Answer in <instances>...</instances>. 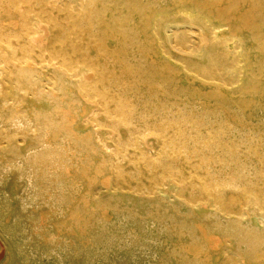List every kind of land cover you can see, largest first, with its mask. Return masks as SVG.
<instances>
[{
	"label": "rangeland",
	"instance_id": "374dc122",
	"mask_svg": "<svg viewBox=\"0 0 264 264\" xmlns=\"http://www.w3.org/2000/svg\"><path fill=\"white\" fill-rule=\"evenodd\" d=\"M142 1L0 0V121L3 123L0 122V198L4 197V199H0V211H2L0 212L2 214L0 215V264H99V262L100 264H222L225 260L229 262L226 261L227 263L223 262V264L264 263V49H262L264 48L262 45L264 44V26L262 27L264 25V0ZM213 1H218L219 6L218 2L214 4ZM205 2H209V6ZM9 3L11 4L9 5ZM81 5H86V8L83 6L85 11L80 9L82 8ZM44 8L46 9L43 10ZM141 8L144 10H141ZM88 9H90V13ZM133 9L136 11H133ZM146 9L149 10L146 11ZM45 12L47 15L50 13V16H47ZM128 13L131 15L130 17L127 15ZM152 13L154 14L152 15L153 17L151 16ZM81 15L86 16V18ZM145 16L147 17L145 18ZM155 17L158 18L156 19ZM147 18H149V22L146 21ZM26 19L30 20L27 21ZM51 20L55 21V23L51 22ZM79 20L83 21V23ZM84 21L87 24L91 22V25L84 24ZM104 22H106L105 25ZM146 22H148L149 27ZM46 23L50 24L49 28ZM74 24L76 27L71 26H74ZM56 27H59V29ZM67 27L69 28L68 31ZM82 27L84 29H81ZM228 27L230 31L227 30ZM87 29L88 31H86ZM113 30L116 31L117 35ZM69 31L72 32L70 33ZM80 34L83 35L81 36ZM234 35H236V38ZM65 36H67V39L69 38V41L64 38ZM233 36L235 39H233ZM91 37L93 39L95 37L94 41ZM104 37L107 38L105 41H103ZM115 37L118 39H115ZM82 39L84 40L80 41ZM262 39L263 43L261 42ZM50 40L53 41V44ZM116 40L119 42L117 43ZM153 40L158 41L155 42ZM95 41L97 43L96 46L94 45ZM48 42L49 45H47ZM90 44L92 46H89ZM144 47L145 50L143 51ZM26 50L30 56L29 54L26 56ZM72 50H75V52ZM22 52L23 54L25 53L24 56ZM81 52L83 53L81 54ZM21 57L23 60L20 59ZM27 57L30 58V61ZM63 58L66 62L63 61ZM84 60L86 61L85 64L83 63ZM105 62L107 65H105ZM58 63H61L60 66ZM25 65L29 66L26 67ZM65 67L66 70L64 69ZM68 67L70 68L68 69ZM102 69L103 71L107 69L108 72L107 70L103 72ZM123 69L126 70L123 71ZM159 69H161V72ZM99 71L102 73L100 74ZM97 72L98 75H96ZM110 73H114V77ZM159 73L161 74L159 75ZM104 74L103 78L102 75ZM116 75L117 78L115 77ZM161 75L164 79L160 77ZM119 76L121 77L119 78ZM99 77H102L101 80ZM108 77H111L112 80ZM100 81L101 83L99 84ZM15 82L17 83L15 84ZM94 82L96 83L94 84ZM256 83L259 84L257 85ZM254 87L256 88L254 89ZM95 88L101 93V96ZM248 89L252 91L250 92ZM104 92L105 94L103 95ZM245 92L246 94H244ZM96 100H99L98 103ZM243 101L246 107L243 105ZM68 114L70 116H66ZM165 120L167 121L165 122ZM170 120L173 122L172 124ZM178 120L179 122H177ZM180 120L182 121L180 122ZM162 122L164 123L162 124ZM28 123H32L31 126ZM169 123L171 127L168 125ZM13 125L16 128H13ZM162 125H164V128ZM70 128L73 134L69 131ZM59 129L61 130L59 131ZM161 130L163 131L162 134ZM51 131L54 134H51ZM74 134L76 135L74 136ZM52 137L53 139L55 138V142L52 141ZM85 138H89V141L88 139L86 141ZM62 141L64 142L62 143ZM44 144H46L47 148ZM91 144L95 148L93 147L92 149ZM52 147H55L54 150ZM91 149L92 152L98 150L97 153L94 152L95 156ZM50 150H53L51 151L52 157L49 156ZM40 153L42 157L48 153L46 158L43 157L45 160L39 156ZM97 154L101 157H98ZM34 156L38 159L35 160ZM27 159H30L28 161L31 162H27ZM102 159L105 160V163ZM33 160L37 161V164ZM26 162L27 164L25 165ZM62 163H65L66 166ZM46 164L49 166H46ZM2 166L10 168L2 169ZM17 168L19 169L18 172ZM34 168L36 171L33 170ZM99 168L100 170H98ZM4 170L8 171H6L7 174L4 173ZM27 172L33 173L38 182L32 176L35 181L32 179L31 184L26 183ZM61 172L62 174H60ZM102 172L104 175H102ZM94 174L96 175L94 176ZM77 175L80 176L78 177ZM92 176L96 177V179ZM41 178L42 180H40ZM89 179L90 181H88ZM217 181L222 183L219 184ZM36 182L37 184H35ZM60 182L65 184H58ZM88 182L91 183L90 186ZM72 184H76V187ZM36 186L37 188L35 189L34 187ZM42 187H46V189H42ZM89 187H91V190ZM70 188L73 190L71 191L72 193ZM33 189L35 192H33ZM213 189L217 191H213ZM28 191L32 192V194L34 193L33 197ZM4 192L6 194L3 196ZM58 195L59 197H57ZM71 195L73 196L71 197ZM177 195L181 197L179 198ZM35 197H37L36 200L34 199ZM192 199H195L194 204ZM197 200H201V202ZM79 201L82 202L80 203ZM34 202L35 204H33ZM68 203L71 204L69 205ZM215 203L217 204L215 205ZM43 205L47 206L43 207ZM8 206L10 210L7 209ZM83 207L87 209L84 211ZM78 208H81V211ZM92 208L95 209L91 211ZM224 209H228V211L226 210L225 212ZM19 210H21V214ZM45 210L46 212H43ZM233 213L236 215L234 216ZM36 214L38 219L37 216L35 217ZM75 214L81 216L82 221L80 220V223L82 224H79L81 229L76 225H71L72 216ZM239 214L241 217H237ZM28 217L30 218L28 219ZM39 217L41 218L39 219ZM21 218H24L25 222ZM32 218L35 220L31 222L30 219ZM233 219L234 221H232ZM20 220H22V223ZM93 220L94 224H92ZM33 222L36 224L35 227L32 224ZM59 224L60 227L58 226ZM16 226L20 228L18 229ZM68 227L70 228L68 229ZM72 227L74 228L72 229ZM104 227H107V229ZM31 228H34V230ZM7 229L9 230L7 231ZM26 230L27 232H25ZM31 232L33 233L31 234ZM72 233L76 236H73ZM182 233L183 235H180ZM203 233H207L210 237L208 238ZM22 234L25 235V238H23ZM17 235H20L22 239L20 240V236ZM54 236H56V240L58 239L57 241ZM68 236L73 237L69 239ZM11 237L12 240L10 239ZM28 237L30 238L28 239ZM47 237L49 238L47 239ZM94 239L95 242L93 241ZM50 240H52L51 243ZM69 240L72 242L76 241L72 243ZM58 241L63 245L61 244L59 247ZM93 242L96 247L93 246ZM99 242L101 243L99 244ZM75 243L79 247L78 251L81 252L80 254L76 250L77 246ZM86 245L88 246L86 247ZM61 246H63V249H61ZM64 246H67L66 250ZM183 246H186V249ZM192 246L193 248H191ZM19 248H22V251ZM42 248H44L46 253ZM197 248L200 249V253H197L199 252ZM52 250H55L53 253L56 254V257H54ZM115 250L118 251L116 252ZM185 250H188L186 251L187 253ZM206 251L208 252L207 255H205ZM24 252L30 256L28 255L27 258ZM40 252L41 254H39ZM44 253L46 256H51L47 258ZM82 253L83 255L81 256ZM199 254L200 256L197 257ZM255 254L259 255L255 256ZM76 255L79 256L77 257ZM208 256L210 259L206 258ZM228 256L231 258H228ZM87 257L90 260H87ZM96 257L97 260L101 259L102 261H97ZM254 257L257 258L254 259ZM104 258L106 259L103 261ZM203 258L204 260H202Z\"/></svg>",
	"mask_w": 264,
	"mask_h": 264
},
{
	"label": "bare ground",
	"instance_id": "6f19581e",
	"mask_svg": "<svg viewBox=\"0 0 264 264\" xmlns=\"http://www.w3.org/2000/svg\"><path fill=\"white\" fill-rule=\"evenodd\" d=\"M1 1H2V0H1ZM9 1H10V0H9ZM11 1H12V0H11ZM15 1H16V0H15ZM81 1H82V0H81ZM88 1L90 2V0H88ZM92 1H93V0H92ZM115 1H116V0H115ZM134 1H135V0H134ZM143 1H144V0H143ZM143 1H142V2H143ZM177 1H178V0H177ZM191 1H192V0H191ZM200 1H201V0H200ZM18 2H19V1H18ZM46 2H47V1H46ZM84 2H85V1H84ZM182 2H183V1H182ZM186 2H187V1H186ZM186 2H185V3H186ZM213 2H214V4H215V3H217L218 1H217V2L213 1ZM213 2H212V3H213ZM221 2H222V1H221ZM257 2H258V1H257ZM79 3H80V2H79ZM85 3H86V2H85ZM121 3H122V2H121ZM179 3H181V2H179ZM205 3H206V2H205ZM208 3H209V2H208ZM208 3H206V4H208ZM212 3L210 4V7H211ZM3 4H4V3H3ZM10 4H11V3H9V5H10ZM18 4H19V3H18ZM44 4H45V3H44ZM107 4H108V3H107ZM5 5H6V4H5ZM86 5H87V4H86ZM86 5H83V6L85 7ZM88 5H89V3H88ZM90 5H91V3H90ZM98 5H99V4H98ZM133 5H134V4H133ZM139 5H140V4H139ZM141 5H142V4H141ZM143 5H144V4H143ZM148 5H149V4H148ZM150 5H151V4H150ZM201 5H202V4H201ZM255 5H256V3H255ZM257 5H258V4H257ZM13 6H15V5H13ZM13 6H12V8H13ZM43 6H44V5H43ZM81 6H82V5H81ZM83 6H82V8H80V9H82V10L85 11V9H83ZM136 6H137V5H136ZM146 6H147V5H146ZM146 6H145V7H146ZM198 6H199V5H198ZM202 6H203V5H202ZM208 6H209V4H208ZM216 6H217V5H216ZM218 6H219V2H218ZM258 6H261V5H258ZM47 7H48V6H47ZM87 7H89V6H87ZM140 7H142V6H140ZM250 7H251V6H250ZM9 8H10V7H9ZM14 8H15V7H14ZM16 8H17V3H16ZM85 8H86V7H85ZM135 8L137 9V7H135ZM143 8H144V6H143ZM150 8H151V7H150ZM45 9H46V8H44L43 10H45ZM95 9H96V8H95ZM129 9H130V8H129ZM138 9H140V8H138ZM217 9H218V8H217ZM59 10H60V9H59ZM82 10H81V12H83ZM88 10H89V13H90V12H91L90 9H88ZM92 10H93V9H92ZM100 10H102V9H100ZM134 10H135V9H133V11H134ZM141 10H144V9L141 8ZM141 10H139V11H141ZM148 10H149V9H148ZM148 10L146 9V11H148ZM215 10H216V9H215ZM215 10H214V11H215ZM38 11H40V10H38ZM75 11H76V10H75ZM86 11H87V9H86ZM135 11H136V10H135ZM210 11H211V10H210ZM217 11H218V10H217ZM226 11H227V10H226ZM47 12H48V11H47ZM79 12H80V11H79ZM130 12H132V11H130ZM201 12H202V11H201ZM220 12H221V11H220ZM250 12H251V11H250ZM250 12H249V13H250ZM38 13H39V12H38ZM38 13H37V14H38ZM76 13H77V12H76ZM85 13H86V12H85ZM136 13H137V12H136ZM145 13H146V12H145ZM189 13H190V12H189ZM221 13H222V12H221ZM221 13H220V14H221ZM262 13H263V12H262ZM37 14H36V15H37ZM39 14H40V13H39ZM42 14H43V13H42ZM45 14L47 15L46 12H45ZM77 14H78V13H77ZM79 14H81V13H79ZM86 14H87V13H86ZM130 14H131V13H130ZM133 14H134V13H133ZM137 14H139V13H137ZM143 14H144V12H143ZM176 14H177V13H176ZM211 14H212V13H211ZM211 14H210V15H211ZM43 15H44V14H43ZM48 15L50 16V13H49ZM48 15H47V16H48ZM51 15H52V14H51ZM90 15H91V14H90ZM90 15H88V16L90 17ZM127 15H129V13H128ZM127 15H126V16H127ZM141 15H142V14H141ZM145 15H146V14H145ZM152 15H154V14L152 13L151 16H152ZM188 15H189V14H188ZM254 15H255V14H254ZM81 16L86 18V16H83V15H81ZM88 16H87V17H88ZM130 16H131V15H129V17H130ZM139 16H140V15H139ZM155 16H156V15H155ZM158 16H159V15H158ZM207 16L209 17V15H207ZM250 16H251V15H250ZM31 17H32V16H31ZM31 17H30V18H31ZM36 17H37V16H36ZM69 17H70V16H69ZM77 17H78V16H77ZM79 17H80V16H79ZM82 17H81V18H82ZM91 17H92V16H91ZM146 17H147V16H145V18H146ZM152 17H153V16H152ZM247 17H248V16H247ZM252 17H253V15H252ZM26 18H27V17H26ZM50 18H51V17H50ZM81 18H80V19H81ZM122 18H123V17H122ZM127 18H128V17H127ZM141 18H143V17L141 16ZM141 18H140V19H141ZM155 18H156V17H155ZM155 18H154V19H155ZM157 18H158V17H157ZM157 18H156V19H157ZM227 18H228V17H227ZM231 18H232V16H231ZM233 18H234V17H233ZM241 18H243V17L241 16ZM241 18H240V19H241ZM34 19H36V18L34 17ZM34 19H33V20H34ZM38 19H39V18H38ZM47 19H48V18H47ZM65 19H66V18H65ZM67 19H69V18H67ZM70 19H71V17H70ZM70 19H69V21H70ZM103 19H104V18H103ZM111 19H112V18H111ZM128 19H130V18H128ZM214 19H215V18H214ZM229 19H230V18H229ZM250 19H252V18H250ZM26 20H27V19H26ZM29 20H30V19H28L27 21H29ZM49 20H50V19H49ZM53 20H54V17H53ZM53 20H51V22H52ZM55 20H56V19H55ZM81 20H82V19H81ZM81 20H79V21L83 23V21H81ZM88 20H89V19H88ZM119 20H120V19H119ZM125 20H126V19H125ZM141 20H143V19H141ZM217 20H218V19H217ZM227 20H228V19H227ZM237 20H238V19H237ZM248 20H249V19H248ZM38 21H39V20H38ZM41 21H42V19H41ZM43 21H44V19H43ZM71 21H72V20H71ZM100 21H101V20H100ZM109 21H110V20H109ZM112 21H113V20H112ZM114 21H115V20H114ZM126 21H127V20H126ZM128 21H129V20H128ZM146 21L149 22V18H147ZM230 21H231V20H230ZM246 21H247V20H246ZM246 21H245V24H246ZM251 21H252V20H251ZM33 22H36V21H33ZM46 22H47V21H46ZM53 22L55 23V21H53ZM65 22H66V20H65ZM75 22H76V21H75ZM80 22H79V24H80ZM84 22H85V21H84ZM86 22H87V19H86ZM86 22H85L84 24H87ZM88 22H89V21H88ZM148 22H146V24H147ZM154 22H155V21H154ZM226 22H228V21H226ZM259 22H260V20H259ZM26 23H27V22H26ZM41 23H43V22H41ZM47 23H50V22L48 21ZM47 23H46V24H47ZM68 23H69V22H68ZM72 23H73V22H72ZM82 23H81V24H82ZM102 23H103V22H102ZM105 23H106V22H104V25H105ZM117 23H119V22L117 21ZM120 23H121V22H120ZM247 23H248V22H247ZM29 24H30V23H29ZM56 24H57V23H56ZM56 24H55V26H56ZM61 24H62V23H61ZM69 24H70V23H69ZM75 24H76V23H75ZM75 24H74V26H73V25H71V26H72V27H76ZM111 24H112V23H111ZM113 24H114V23H113ZM177 24H178V23H177ZM233 24H234V23H233ZM255 24H256V23H255ZM26 25H27V24H26ZM47 25H48V24H47ZM49 25H50V24H49ZM49 25H48V28H49ZM77 25H78V24H77ZM87 25H91V22H90V24L88 23ZM107 25H109V24H107ZM107 25H106V26H107ZM148 25H149V24H147V26H148ZM172 25H173V24H172ZM221 25H222V24H221ZM247 25H248V24H247ZM261 25H262V23H261ZM28 26H29V25H28ZM34 26H35V25H34ZM67 26H68V24H67ZM81 26H82V25H81ZM84 26H86V25H84ZM84 26H83V27H84ZM101 26H102V24H101ZM106 26H105V27H106ZM109 26H110V25H109ZM109 26H108V27H109ZM250 26H251V25H250ZM256 26H257V25H256ZM263 26H264V25H262V27H263ZM24 27H25V26H24ZM51 27H54V26H51ZM83 27H82L81 29H84ZM91 27H92V26H91ZM98 27H100V26H98ZM115 27H116V26H115ZM148 27H149V26H148ZM170 27H171V26H170ZM223 27H225V26H223ZM223 27H221V28H223ZM226 27H227V26H226ZM229 27H230V26H229ZM229 27L227 28V30H229ZM244 27H245V26H244ZM246 27H247V26H246ZM246 27H245V28H246ZM33 28H34V27H33ZM56 28L59 29V27H56ZM77 28H78V27H77ZM77 28H76V29H77ZM85 28H86V27H85ZM88 28H90V27H88ZM100 28H101V27H100ZM124 28H125V27H124ZM154 28H155V27H154ZM236 28H237V26H236ZM236 28H235V29H236ZM238 28H239V27H238ZM240 28H241V27H240ZM247 28H248V27H247ZM247 28H246V29H247ZM253 28H254V27H253ZM25 29H26V28H25ZM27 29H28V28H27ZM60 29H62V28H60ZM68 29H69V28L67 27V31H68ZM73 29H74V28H73ZM91 29H92V28H91ZM109 29L111 30V28H109ZM118 29H119V28H118ZM121 29H122V28H121ZM121 29H120V30H121ZM241 29H242V28H241ZM248 29H249V28H248ZM37 30H38V29H37ZM50 30H51V28H50ZM169 30H170V29H169ZM238 30H239V29H238ZM29 31H30V30H29ZM29 31H27V32H29ZM31 31H32V30H31ZM48 31H49V30H48ZM52 31H53V30H52ZM62 31H63V29H62ZM64 31H65V29H64ZM79 31H80V30H79ZM82 31H83V30H82ZM86 31H88V29H87ZM89 31H90V30H89ZM98 31H99V30H98ZM101 31H102V30H101ZM104 31H105V30H104ZM113 31H115V30H113ZM183 31H184V30H183ZM218 31H219V30H218ZM220 31H222V30L220 29ZM229 31H230V30H229ZM229 31H228V32H229ZM236 31H237V30H236ZM252 31H253V30H252ZM252 31H251V32H252ZM32 32L34 33V31H32ZM35 32H36V31H35ZM38 32H39V30H38ZM49 32H50V31H49ZM57 32H58V30H57ZM69 32L71 33L72 31H69ZM69 32H68V33H69ZM73 32H74V31H73ZM106 32H107V30H106ZM111 32H112V31H111ZM125 32H126V31H125ZM52 33H53V32H52ZM62 33H65V32H62ZM62 33H61V35H62ZM66 33H67V32H66ZM74 33H75V32H74ZM74 33H73V34H74ZM81 33H82V32H81ZM115 33H116V31H115ZM234 33H235V32H234ZM24 34H25V33H24ZM35 34H36V33H35ZM49 34H50V33H49ZM59 34H60V32H59ZM84 34H85V33H84ZM96 34H97V33H96ZM96 34H95V35H96ZM113 34H114V33H113ZM119 34H120V33H119ZM153 34H154V33H153ZM257 34H258V32H257ZM26 35H27V34H26ZM64 35H65V34H64ZM66 35H68V34H66ZM76 35H77V34H76ZM76 35H74V37H76ZM80 35H81V34H80ZM82 35H83V34H82ZM82 35H81V36H82ZM99 35H101V34H99ZM105 35H106V34H105ZM116 35H117V33H116ZM127 35H128V34H127ZM156 35H157V34H156ZM206 35H207V34H206ZM232 35H233V34H232ZM238 35H240V34H238ZM263 35H264V34H263ZM56 36H57V34H56ZM71 36H72V35H71ZM77 36H78V35H77ZM87 36H88V35H87ZM87 36H86V37H87ZM106 36H107V35H106ZM106 36H105V37H106ZM120 36H121V34H120ZM213 36H214V35H213ZM234 36H235V38H236V35H234ZM234 36H233V39H235ZM261 36H262V35H261ZM66 37H67V36H65L64 38H66ZM74 37H73V38H74ZM105 37H104V40H103V41H105V40L107 39V38H105ZM107 37H109V36H107ZM111 37H112V35H111ZM130 37H131V36H130ZM239 37H240V36H239ZM48 38H50V37H48ZM60 38H61V37H59V39H60ZM91 38L93 39V37H91ZM98 38H99V37H98ZM112 38H113V37H112ZM155 38H156V36H155ZM230 38H231V37H230ZM252 38H253V37H252ZM263 38H264V37H263ZM51 39H52V38H51ZM56 39H57V38H56ZM61 39H62V38H61ZM66 39H67V38H66ZM68 39H69V38H68ZM68 39H67V40H68ZM77 39H78V38H77ZM89 39H90V38H89ZM94 39H95V37H94ZM94 39H93V41H94ZM115 39H118V38L115 37ZM120 39H121V38H120ZM124 39H125V38H124ZM163 39H164V38H163ZM173 39H174V38H173ZM177 39H178V38H177ZM54 40H55V38H54ZM57 40H58V39H57ZM71 40H73V39H71ZM83 40H84V39H82V40H80V41H83ZM217 40H218V38H217ZM221 40H222V39H221ZM239 40H241V39H239ZM253 40H254V39H253ZM255 40H257V39H255ZM48 41H49V40H48ZM50 41H51V40H50ZM62 41H63V39H62ZM62 41H61V42H62ZM68 41H69V40H68ZM76 41H77V40H76ZM80 41H79V42H80ZM116 41H117V40H116ZM153 41H155V40H153ZM157 41H158V40H157ZM157 41H155V42H157ZM164 41H166V40L164 39ZM178 41H179V40H178ZM182 41H183V40H182ZM196 41H197V40H196ZM52 42H53V41H51V43H52ZM56 42H57V41H56ZM56 42H55V43H56ZM79 42H77V43H79ZM86 42H87V41H86ZM91 42H92V41H91ZM91 42H90V43H91ZM118 42H119V41H117V43H118ZM205 42H206V41H205ZM219 42H220V41H219ZM223 42H224V41H223ZM225 42H226V41H225ZM236 42H237V41H236ZM256 42H257V41H256ZM261 42L263 43V39H262ZM1 43H2V42H1ZM51 43H50V44H51ZM59 43H60V42H59ZM64 43H65V42H64ZM103 43H105V42H103ZM149 43H150V41H149ZM165 43H166V42H165ZM172 43H174V42H172ZM194 43H195V42H194ZM237 43H238V42H237ZM241 43H242V42H241ZM262 43H261V44H262ZM52 44H53V43H52ZM56 44H57V43H56ZM81 44H82V43H81ZM84 44H85V43H84ZM96 44H97V43H96V41H95V44H94V45L96 46ZM142 44H143V43H142ZM150 44H151V43H150ZM154 44H155V43H154ZM162 44H163V43H162ZM177 44H178V43H177ZM200 44H201V42H200ZM217 44H218V43H217ZM217 44H216V45H217ZM47 45H49V42H48ZM70 45L72 46V44H70ZM74 45H75V44H74ZM85 45H86V44H85ZM146 45H147V44H146ZM152 45H153V43H152ZM171 45H172V44H171ZM202 45H204V44H202ZM223 45H224V44H223ZM226 45H227V44H226ZM257 45H258V44H257ZM262 45L264 46V44H262ZM50 46H51V45H50ZM50 46H49V47H50ZM80 46H81V45H80ZM89 46H92V45L90 44ZM142 46H143V45H142ZM168 46H169V45H168ZM172 46H173V45H172ZM176 46H177V45H176ZM179 46H181V45H179ZM220 46H221V45H220ZM259 46H260V45H259ZM259 46H258V47H259ZM51 47H52V46H51ZM68 47H70V46H68ZM76 47H77V46H76ZM97 47H98V46H97ZM100 47H102V46H100ZM100 47H99V48H100ZM106 47H107V45H106ZM72 48H73V47H72ZM74 48H75V46H74ZM79 48H80V47H79ZM85 48H86V46H85ZM91 48H92V47H91ZM142 48H143V47H142ZM159 48H160V47H159ZM175 48H176V47H175ZM49 49H50V48H49ZM53 49L55 50V48H53ZM103 49H104V48H103ZM147 49H148V48H147ZM176 49H177V48H176ZM178 49H179V48H178ZM262 49H264V48H262ZM22 50H23V49H22ZM58 50H59V49H58ZM144 50H145V47H144L143 51H144ZM50 51H51V49H50ZM52 51H53V50H52ZM72 51H73V50H72ZM84 51H85V50H84ZM105 51H106V50H105ZM118 51H119V50H118ZM143 51H142V52H143ZM181 51H183V50H181ZM24 52H25V51H24ZM48 52H49V51H48ZM64 52H65V51H64ZM73 52H75V50H74ZM86 52H87V49H86ZM173 52H174V51H173ZM186 52H187V51H186ZM55 53H56V52H55ZM59 53H60V52H59ZM82 53H83V52H81V54H82ZM98 53H99V52H98ZM102 53H103V51H102ZM139 53H140V52H139ZM162 53H163V52H162ZM236 53H237V52H236ZM22 54H23V52H22ZM24 54H25V53H24ZM24 54H23V56H24ZM26 54H27L26 56H28V54H29V53H27V50H26ZM64 54H65V53H64ZM73 54H74V53H73ZM85 54H86V53H85ZM100 54H101V53H100ZM104 54H105V53H104ZM117 54H118V52H117ZM145 54H146V52H145ZM13 55H14V54H13ZM54 55H56V54H54ZM58 55H60V54H58ZM66 55H67V54H66ZM70 55H71V54H70ZM86 55H87V54H86ZM143 55H144V54H143ZM29 56H30V54H29ZM52 56H53V55H52ZM64 56H65V55H64ZM78 56H79V55H78ZM117 56H118V55H117ZM145 56H146V55H145ZM232 56H233V55H232ZM235 56H236V55H235ZM67 57H68V56H67ZM69 57H70V56H69ZM82 57H83V56H82ZM85 57H86V56H85ZM27 58H28V57H27ZM49 58H51V57L49 56ZM59 58H60V57H59ZM64 58H65V57H64ZM64 58H63V61L66 62V61L64 60ZM79 58H80V57H79ZM114 58H115V57H114ZM114 58H113V59H114ZM144 58H145V57H144ZM13 59H14V58H13ZM18 59H19V58H18ZM20 59H22V57H21ZM24 59H25V58H24ZM28 59H29V61H30V58H28ZM67 59H68V58H67ZM87 59L90 60L89 58H87ZM96 59H97V58H96ZM22 60H23V59H22ZM41 60H42V59H41ZM48 60H49V59H48ZM61 60H62V59H61ZM69 60H70V59H69ZM85 60H86V59H85ZM85 60H84V62H83L84 64H85V62H86ZM94 60H95V59H94ZM11 61H12V60H11ZM18 61H19V60H18ZM72 61H74V60L72 59ZM97 61H98V59H97ZM114 61H115V60H114ZM116 61H117V59H116ZM116 61H115V62H116ZM246 61H247V60H246ZM13 62H14V61H13ZM20 62H21V60H20ZM49 62H50V61H49ZM64 62H63V63H64ZM70 62H71V60H70ZM89 62H90V61H89ZM14 63H15V62H14ZM28 63H29V62H28ZM50 63H51V62H50ZM67 63H69V62H67ZM67 63H66V64H67ZM74 63H75V62H74ZM97 63H98V62H97ZM113 63H114V62H113ZM245 63H246V62H245ZM58 64H59V63H58ZM60 64H61V63H60ZM60 64H59V66H60ZM66 64H65V66H66ZM69 64H70V63H69ZM81 64H82V63H81ZM91 64H94V63H91ZM109 64H110V63H109ZM118 64H119V63H118ZM21 65H23V64H21ZM105 65H107L106 62H105ZM111 65H113V64L111 63ZM7 66H8V65H7ZM25 66H26V65H25ZM27 66H29V65H27ZM27 66H26V67H27ZM67 66H69V65H67ZM70 66H71V65H70ZM88 66H89V68H90V65H89V64H88ZM92 66H93V65H92ZM95 66H96V65H95ZM100 66H101V65H100ZM102 66H104V65H102ZM19 67H20V66H19ZM19 67H18V68H19ZM71 67H72V66H71ZM98 67H99V66H98ZM133 67H134V66H133ZM62 68H63V67H62ZM69 68H70V67H68V69H69ZM74 68H75V67H74ZM87 68H88V67H87ZM91 68H92V67H91ZM6 69L9 70L8 68H6ZM64 69L66 70V67H65ZM68 69H67V70H68ZM72 69H73V68H72ZM72 69H70V70H72ZM110 69H111V68H110ZM110 69H109V70H110ZM116 69H118V68H116ZM128 69H129V68H128ZM164 69H165V68H164ZM17 70H18V69H17ZM70 70H69V71H70ZM93 70H94V69H93ZM93 70H92V71H93ZM100 70H101V69H100ZM106 70H107V69H105V71H106ZM113 70H114V69H113ZM124 70H126V69H123V71H124ZM146 70H147V69H146ZM152 70H153V69H152ZM162 70H163V69H162ZM182 70H183V69H182ZM232 70H233V69H232ZM20 71H21V69H20ZM102 71H103V69H102ZM105 71H103V72H105ZM136 71H137V70H136ZM153 71H154V70H153ZM159 71L161 72V69H159ZM16 72L18 73V71H16ZM94 72H95V71H94ZM107 72H108V70H107ZM110 72H111V71H110ZM126 72H127V71H126ZM129 72H130V71H129ZM133 72H134V71H133ZM150 72H151V71H150ZM162 72H163V71H162ZM241 72H242V71H241ZM99 73H100V71H99ZM101 73H102V72H101ZM101 73H100V74H101ZM122 73H123V72H122ZM152 73H153V72H152ZM163 73H164V72H163ZM163 73H162V74H163ZM165 73H166V72H165ZM214 73H215V72H214ZM24 74H25V72H24ZM70 74H71V73H70ZM110 74H112V73H110ZM155 74H156V73H155ZM160 74H161V73H159V75H160ZM169 74H170V73H169ZM194 74H195V73H194ZM260 74H261V73H260ZM11 75H13V74H11ZM94 75H95V74H94ZM96 75H98V72L96 73ZM157 75H158V74H157ZM164 75H165V74H164ZM166 75H167V74H166ZM195 75H196V74H195ZM60 76H61V75H60ZM104 76H105V74L102 75L103 78H104ZM112 76L114 77V73L112 74ZM112 76H111V77H112ZM153 76H154V75H153ZM242 76H243V74H242ZM260 76H261V75H260ZM12 77H13V76H12ZM79 77H80V76H79ZM95 77H97V76H95ZM102 77H99L100 80H101ZM106 77H107V75H106ZM111 77H110V78H111ZM115 77L117 78V75H116ZM120 77H121V76H119V78H120ZM160 77L163 78L162 75H161ZM164 77H165V76H164ZM166 77H167V76H166ZM20 78H21V77H20ZM73 78H74V77H73ZM97 78H98V77H97ZM108 78H109V77H108ZM110 78H109V79H110ZM167 78H168V77H167ZM208 78H209V77H208ZM26 79H27V78H26ZM74 79H76V78H74ZM105 79H106V78H105ZM109 79H108V80H109ZM123 79H124V78H123ZM163 79H164V78H163ZM163 79H161V80H163ZM165 79H166V78H165ZM51 80L54 81L53 79H51ZM62 80H63V79H62ZM95 80H96V79H95ZM106 80H107V79H106ZM111 80H112V78H111ZM115 80H116V79H115ZM118 80H119V79H118ZM118 80H117V81H118ZM166 80H167V79H166ZM202 80H203V79H202ZM52 81H51V82H52ZM68 81H69V80H68ZM68 81H67V82H68ZM81 81H82V80H81ZM96 81H97V80H96ZM102 81H103V80H102ZM117 81H116V82H117ZM120 81H121V79H120ZM17 82H18V80H17ZM17 82H15V84H16ZM118 82H119V81H118ZM11 83H12V82H11ZM19 83H20V82H19ZM95 83H96V82H94V84H95ZM100 83H101V81L99 82V84H100ZM107 83H108V81H107ZM107 83H106V84H107ZM88 84H90V83H88ZM112 84H113V83H112ZM122 84H123V82H122ZM218 84H219V83H218ZM256 84H257V83H256ZM256 84H255V85H256ZM258 84H259V83H258ZM258 84H257V85H258ZM81 85H82V84H81ZM103 85H104V84H103ZM113 85H114V84H113ZM18 86H19V84H18ZM18 86H17V87H18ZM50 86H51V85H50ZM84 86H85V85H84ZM101 86H102V85H101ZM119 86H120V85H119ZM17 87H16V88H17ZM54 87H55V86H54ZM62 87H63V86H62ZM93 87H94V86H93ZM104 87H105V86H104ZM106 87H108V86H106ZM256 87H257V86H256ZM256 87H254V89H255ZM55 88H56V87H55ZM80 88H81V87H80ZM87 88H88V87H87ZM110 88H111V87H110ZM116 88H117V87H116ZM248 88H250V87H248ZM251 88H252V86H251ZM14 89H15V88H14ZM88 89H90V88H88ZM88 89H87V90H88ZM105 89H106V88H105ZM107 89H108V88H107ZM112 89H113V88H112ZM242 89H243V88H242ZM242 89H241V90H242ZM244 89H245V88H244ZM254 89H253V90H254ZM62 90H63V89H62ZM80 90H81V89H80ZM92 90H94V89H92ZM95 90H96V88H95ZM102 90H103V89H102ZM150 90H151V89H150ZM150 90H149V91H150ZM152 90H153V89H152ZM245 90H247V89H245ZM249 90H250V89H248V91H249ZM90 91H91V90H90ZM90 91H89V93H90ZM96 91H97V90H96ZM100 91H101V90H100ZM214 91H215V89H214ZM251 91H252V90H250V92H251ZM85 92H86V91H85ZM97 92H99V91H97ZM101 92H102V91H101ZM108 92H109V90H108ZM153 92H154V91H153ZM153 92H152V93H153ZM246 92H247V91H246ZM246 92H245L244 94H246ZM254 92H255V91H254ZM87 93H88V92H87ZM99 93H100V92H99ZM150 93H151V92H150ZM215 93H216V91H215ZM215 93H214V94H215ZM248 93H249V92H248ZM255 93H256V92H255ZM83 94H84V93H83ZM94 94H95V93H94ZM96 94H97V93H96ZM104 94H105V92L103 93V95H104ZM97 95H98V94H97ZM152 95H153V94H152ZM154 95H155V94H154ZM252 95H253V94H252ZM81 96H82V95H81ZM83 96H84V95H83ZM87 96H88V94H87ZM100 96H101V93H100ZM100 96H99V98H100ZM84 97H85V96H84ZM95 97H97V96H95ZM102 97H103V96H102ZM106 97H107V96H106ZM86 98L88 99V97H86ZM154 98H155V97H154ZM104 99H105V97H104ZM101 100H102V98H101ZM96 101H97V100H96ZM98 101H99V100H98ZM98 101H97V103H98ZM241 104H242V103H241ZM243 105H245V107H246V104L244 103V101H243ZM243 105H240V106H243ZM249 106H250V105H249ZM247 109H248V105H247ZM237 110H238V108H237ZM232 111H233V110H232ZM239 111H240V110H239ZM176 112H177V111H176ZM66 116H70V115L68 114V115H66ZM179 116H180V115H179ZM221 116H222V115H221ZM63 117L65 118V116H63ZM63 117H62V118H63ZM73 118H74V116H73ZM180 118H181V117H180ZM176 119H177V118H176ZM53 120H54V119H53ZM53 120H51V121H53ZM66 120H67V119H66ZM171 120H172V119H171ZM171 120H170V122H171ZM182 120H183V118H182ZM182 120H180V122H181ZM209 120H210V119H209ZM211 120H212V119H211ZM222 120H223V119H222ZM15 121H17V120L15 119ZM18 121H19V120H18ZM20 121H21V120H20ZM62 121H63V119H62ZM118 121H119V120H118ZM166 121H167V120H165V122H166ZM168 121H169V120H168ZM187 121H188V120H187ZM213 121H214V119H213ZM223 121H224V120H223ZM0 122H1V121H0ZM60 122H61V121H60ZM70 122H71V120H70ZM177 122H179V120H178ZM219 122H220V120H219ZM227 122H228V121H227ZM1 123H2V122H1ZM18 123H19V122H18ZM26 123H27V122H26ZM66 123L68 124V122H66ZM163 123H164V122H162V124H163ZM172 123H173V122H171V124H172ZM2 124H3V123H2ZM12 124H13V123H12ZM24 124H25V123H24ZM28 124H30V126H31L32 123H28ZM67 124H65V125L67 126ZM17 125H18V124H17ZM62 125H64V124H62ZM149 125H150V124H149ZM168 125L170 126V123H169ZM174 125H176V124H174ZM219 125H222V124H219ZM2 126H3V125H2ZM22 126H23V125H22ZM24 126H25V125H24ZM71 126H72V125H71ZM163 126H164V125H162V127H163ZM162 127H161V128H162ZM170 127H171V126H170ZM174 127H175V126H174ZM204 127H205V126H204ZM1 128H2V127H1ZM8 128H9V127H8ZM10 128H11V127H10ZM13 128H16V127H14V125H13ZM61 128H62V127H61ZM163 128H164V127H163ZM11 129H12V128H11ZM55 129H56V128H55ZM64 129H65V126H64ZM67 129H68V127H67ZM16 130H17V129H16ZM21 130H22V129H21ZM31 130H32V129H31ZM60 130H61V129H59V131H60ZM157 130H158V129H157ZM163 130H164V129H163ZM173 130H174V129H173ZM206 130H207V129H206ZM43 131H44V130H43ZM62 131H63V130H62ZM69 131H71V128L69 129ZM159 131H160V130H159ZM49 132H50V131H49ZM71 132H72V131H71ZM162 132H163V131L161 130V134H162ZM221 132H222V131H221ZM35 133H36V132H35ZM47 133H48V132H47ZM52 133L54 134V132L51 131V134H52ZM56 133H57V132H56ZM64 133H65V132H64ZM147 133H148V132H147ZM164 133H165V132H164ZM49 134H50V133H49ZM59 134H60V132H59ZM66 134H67V133H66ZM68 134H70V133L68 132ZM72 134H73V132H72ZM56 135H57V134H56ZM75 135H76V134H74V136H75ZM158 135L160 136V134H158ZM198 135H199V134H198ZM48 136H49V135H48ZM67 136H68V135H67ZM54 137H55V135H54ZM161 137H162V135H161ZM161 137H160V138H161ZM47 138H48V137H47ZM56 138H57V136H56ZM71 138H72V137H71ZM76 138H77V137H76ZM76 138H75V140L78 139V138H77V139H76ZM137 138H138V137H137ZM160 138H159V139H160ZM162 138H163V137H162ZM43 139H44V138H43ZM52 139H53V137H52ZM52 139H51V140H52ZM54 139H55V138H54ZM54 139H53L52 141H54ZM65 139H66V138H65ZM69 139H70V138H69ZM85 139H86V138H85ZM87 139H88V141H89V138H87ZM87 139H86V141H87ZM41 140H42V139H41ZM57 140H58V139H57ZM67 140H68V139H67ZM82 140H83V139H82ZM256 140H257V139H256ZM43 141H44V140H43ZM45 141H46V140H45ZM55 141H56V140H55ZM55 141H54V142H55ZM69 141H73V140H69ZM80 141H81V140H80ZM58 142H61V141H58ZM63 142H64V141H62V143H63ZM131 142H132V141H131ZM41 143H42V142H41ZM44 143H45V142H44ZM65 143H66V142H65ZM74 143H75V142H74ZM81 143H82V142H81ZM83 143H84V142H83ZM83 143H82V144H83ZM42 144H43V143H42ZM46 144H47V143H46ZM46 144H44V145L46 146ZM58 144H59V143H58ZM69 144H70V143H69ZM84 144H86V143H84ZM160 144H161V143H160ZM48 145H49V144H48ZM59 145H60V144H59ZM86 145H87V144H86ZM86 145H85V147H86ZM91 145H92V149H93L94 146H93V144H91ZM91 145H90V146H91ZM95 145H96V144H95ZM132 145H133V144H132ZM49 146H52V145H49ZM49 146H48V147H49ZM74 146L76 147L75 144H74ZM80 146H81V145H80ZM90 146H89V147H90ZM101 146H102V145H101ZM57 147H58V146H57ZM71 147H72V146H71ZM89 147H88V148H89ZM96 147H97V146H96ZM161 147H162V146H161ZM173 147H174V146H173ZM217 147H218V145H217ZM46 148H47V146H46ZM52 148H53V150H54L55 147H52ZM61 148H62V147H61ZM79 148H80V147H79ZM94 148H95V147H94ZM162 148H163V147H162ZM50 149H51V147H50ZM59 149H60V148H59ZM92 149H91V152H92ZM96 149H97V148H96ZM104 149H105V148H104ZM47 150H48V149H47ZM53 150H50V152L53 151ZM56 150H57V149H56ZM64 150H65V149H64ZM67 150H68V147H67ZM94 150H95V149H94ZM58 151H59V150H58ZM79 151H80V150H79ZM82 151H83V150H82ZM97 151H98V150H97ZM97 151H96V152L94 151V152L97 153ZM44 152H45V151H44ZM69 152H71V151H69ZM94 152H92V153H94ZM141 152H142V151H141ZM36 153H37V152H36ZM48 153H49V152H48ZM48 153H47V154H48ZM54 153L56 154V152H54ZM59 153H60V152H59ZM73 153H74V152H73ZM78 153H79V152H78ZM78 153H77V154H78ZM86 153H87V152H86ZM86 153H85V155H86ZM89 153H90V152H89ZM95 153L93 154L94 156H95ZM162 153H163V152H162ZM162 153H161V154H162ZM258 153H259V152H258ZM9 154H10V153H9ZM9 154H8V155H9ZM47 154H46V155H47ZM51 154H52V152L49 154L50 157L53 156V154H52V156H51ZM61 154H62V153H61ZM81 154H82V153H81ZM101 154H102V153H101ZM140 154H141V153H140ZM34 155H35V154H34ZM36 155H37V154H36ZM46 155H44L43 157L46 158ZM59 155H60V154H59ZM67 155H68V154H67ZM85 155H84V156H85ZM89 155H90V154H89ZM98 155H99V154H97V156H98ZM26 156H27V155H26ZM29 156H30V155H29ZM29 156H27V157H29ZM31 156H32V154H31ZM31 156H30V157H31ZM39 156L42 157V154L40 153ZM49 156H48V158H49ZM61 156L64 158L63 155H61ZM78 156H79V154H78ZM86 156H87V155H86ZM34 157H35V156H34ZM41 157H40V158H41ZM43 157H42V158H43ZM56 157H57V155H56ZM68 157H69V156H68ZM75 157L77 158V156H75ZM75 157H73V158H75ZM90 157H91V156H90ZM98 157H101V156H98ZM151 157H152V156H151ZM16 158H17V157H16ZM32 158H33V156H32ZM42 158H41V159H42ZM48 158H47V160H48ZM60 158H61V157H60ZM63 158H62V159H63ZM78 158H79V157H78ZM91 158H92V157H91ZM146 158H147V157H146ZM36 159H38V158L35 157V160H36ZM54 159H55V158H54ZM86 159H87V157H86ZM28 160H30V159H27V162H29ZM43 160H45V159L43 158ZM52 160H53V159H52ZM59 160H60V159H59ZM59 160H57V161H59ZM77 160H80V159H77ZM83 160H84V159H83ZM89 160H90V159H89ZM98 160H99V159H98ZM102 160H103V159H102ZM218 160H219V159H218ZM25 161H26V160H25ZM33 161H34V160H33ZM55 161H56V160H55ZM64 161H65V159H64ZM67 161H68V160H67ZM86 161H87V160H86ZM91 161H92V160H91ZM103 161H104V163H105V160H103ZM103 161H102V162H103ZM147 161H148V160H147ZM3 162H4V161H3ZM13 162H14V161H13ZM13 162H12V164H13ZM27 162L25 163V165L27 164ZM30 162H31V161H30ZM30 162H29V163H30ZM34 162H36L35 164H37V161H34ZM45 162H46V161H45ZM47 162H48V161H47ZM83 162H84V161H83ZM102 162H101V164H102ZM107 162H108V161H107ZM184 162H185V161H184ZM16 163H17V161H16ZM18 163H19V162H18ZM41 163H42V162H41ZM54 163H55V162H54ZM54 163H53V164H54ZM87 163H89V161H87ZM2 164H3V163H2ZM2 164H1V165H2ZM5 164H6V162H5ZM8 164H9V162H8ZM10 164H11V162H10ZM20 164H21V161H20ZM31 164H32V163H31ZM33 164H34V163H33ZM43 164H44V163H43ZM50 164H51V163H50ZM60 164H61V163H60ZM62 164L65 165V163H62ZM66 164H67V163H66ZM68 164H69V163H68ZM71 164H72V163H71ZM84 164H86V163H84ZM90 164H91V163H90ZM92 164H93V162H92ZM16 165H17V164H16ZM88 165H89V164H88ZM98 165H100V164H98ZM98 165H96V166H98ZM104 165H105V164H104ZM4 166H5V165H4ZM12 166L14 167V165H12ZM18 166H19V165H18ZM28 166H29V165H28ZM39 166H40V165H39ZM46 166H49V165L46 164ZM61 166H63V165H61ZM61 166H60V168H61ZM65 166H66V165H65ZM89 166H90V165H89ZM92 166H93V165H92ZM102 166H103V165H102ZM196 166H197V165H196ZM2 167H3V166H2ZM6 167H8V166H6ZM6 167H5V168H6ZM15 167H16V166H15ZM21 167H22V166H21ZM26 167H27V166H26ZM31 167H32V166H31ZM31 167H30V169H32ZM68 167H69V166H68ZM68 167H67V168H68ZM78 167H79V166H78ZM99 167H100V166H99ZM103 167H104V166H103ZM111 167H112V166H111ZM5 168L3 167L2 169H5ZM9 168H10V167H8V169H9ZM18 168H20V167H18ZM18 168H17V169H18ZM50 168H51V167H50ZM55 168H57V167H55ZM58 168H59V167H58ZM64 168H65V167H64ZM75 168H77V167H75ZM84 168H85V167H84ZM95 168H96V167H95ZM95 168H93V169L95 170ZM0 169H1V168H0ZM6 169H7V168H6ZM13 169H14V168H13ZM21 169H25V168H21ZM21 169H20V170H21ZM36 169H37V168H36ZM42 169H43V168H42ZM44 169H45V168H44ZM147 169H148V168H147ZM27 170H29V169H27ZM27 170H25V171H27ZM33 170H35V168H34ZM38 170H39V168H38ZM46 170H47V169H46ZM53 170H54V169H53ZM64 170H65V169H64ZM74 170H75V169H74ZM79 170H80V169H79ZM96 170H97V168H96ZM98 170H100V168H99ZM104 170H105V169H104ZM4 171H5V170H4ZM4 171H3V172H4ZM6 171H7V170H6ZM6 171H5L4 173L7 174L8 171H7V172H6ZM9 171H10V170H9ZM11 171H12V170H11ZM18 171H19V169L17 170V172H18ZM22 171H23V170H22ZM31 171H32V170H31ZM35 171H36V170H35ZM40 171H41V170H40ZM54 171H55V170H54ZM75 171H76V170H75ZM102 171H103V169H102ZM0 172H1V171H0ZM32 172H33V171H32ZM44 172H45V171H44ZM46 172H47V171H46ZM55 172H56V171H55ZM59 172H60V171H59ZM77 172H78V171H77ZM77 172H76V173H77ZM79 172H80V171H79ZM83 172H84V171H83ZM88 172H89V171H88ZM23 173H24V172H23ZM23 173H22V175H23ZM27 173H28L27 177L25 176V177L27 178L26 183L28 182V184H31V181H32V179H33V178H32L33 173H31V172H27ZM27 173H26V174H27ZM35 173H36V172H35ZM37 173H38V171H37ZM49 173H50V172H49ZM95 173H97V172H95ZM99 173H100V172H99ZM104 173H105V172H104ZM110 173H111V172H110ZM8 174H9V173H8ZM26 174H25V175H26ZM42 174H43V173H42ZM52 174H53V173H52ZM54 174H56V173H54ZM60 174H62V172H61ZM85 174H86V173H85ZM85 174H84V176H85ZM87 174H88V173H87ZM149 174H150V173H149ZM245 174H246V173H245ZM35 175H36V174H35ZM38 175L41 176L40 174H38ZM43 175H44V174H43ZM46 175H47V174H46ZM65 175H66V174H65ZM88 175H89V174H88ZM95 175H96V174H94V176H95ZM100 175H101V174H100ZM100 175H99V176H100ZM102 175H104L103 172H102ZM229 175H230V174H229ZM229 175H228V176H229ZM6 176H7V175H6ZM17 176H19V175H17ZM44 176H45V175H44ZM47 176H49V175H47ZM59 176H61V175H59ZM77 176H78V175H77ZM79 176H80V175H79ZM79 176H78V177H79ZM94 176H92V177H94ZM115 176H116V175H115ZM244 176H245V175H244ZM19 177H22V176H19ZM23 177H24V176H23ZM33 177L35 178V176H33ZM51 177H52V175H51ZM65 177H66V176H65ZM65 177H64V178H65ZM87 177H88V176H87ZM92 177H91V179H92ZM116 177H117V176H116ZM5 178H6V177H5ZM39 178H40V177H39ZM45 178H46V177H45ZM55 178H56V177H55ZM59 178H60V177H59ZM74 178H76V177H74ZM81 178H82V177H81ZM94 178L96 179V177H94ZM170 178H171V177H170ZM229 178H230V177H229ZM21 179H22V178H21ZM21 179H20V180H21ZM37 179H38V178H37ZM43 179H44V178H43ZM57 179H58V178H57ZM68 179H69V178H68ZM76 179H77V178H76ZM95 179H93V180H95ZM114 179H115V178H114ZM174 179H175V178H174ZM3 180H4V179H3ZM23 180H24V179H23ZM35 180H36V178H35ZM35 180L33 179V181H35ZM40 180H42V178H41ZM47 180H48V179H47ZM59 180H60V179H59ZM63 180H64V179H63ZM63 180H62V181H63ZM93 180H92V182H93ZM224 180H225V179H224ZM231 180H233V179H231ZM1 181H2V180H1ZM24 181H25V180H24ZM36 181H37V180H36ZM55 181H56V180H55ZM55 181H54V182H55ZM84 181H85V180H84ZM88 181H90V179H89ZM95 181H98V180H95ZM158 181H159V180H158ZM215 181H216V180H215ZM235 181H236V180H235ZM37 182H38V181H37ZM37 182H36L35 184H37ZM46 182H47V181H46ZM64 182H65V181H64ZM73 182H74V181H73ZM114 182L116 183L115 180H114ZM217 182H218V181H217ZM61 183H63V182H60V183H58V184H61ZM78 183H79V182H78ZM88 183H89V182H88ZM94 183H95V182H94ZM154 183H155V182H154ZM204 183H206V182H204ZM218 183L220 184V183H222V182L219 181ZM224 183H225V181H224ZM230 183H231V182H230ZM0 184H1V182H0ZM40 184H41V183H40ZM48 184H49V182H48ZM56 184H57V183H56ZM63 184H65V183H63ZM69 184H70V183H69ZM69 184H68V185H69ZM86 184H87V183H86ZM90 184H91V183H89L88 185L90 186ZM155 184H156V183H155ZM206 184H207V183H206ZM214 184H216V183H214ZM228 184H229V183H228ZM26 185H27V184H26ZM33 185H34V184H33ZM33 185H32V186H33ZM38 185H39V183H38ZM38 185H37V186H38ZM72 185H74V184H72ZM78 185H79V184H78ZM159 185H160V184H159ZM159 185H158V186H159ZM209 185H210V184H209ZM232 185H233V183H232ZM0 186H1V185H0ZM24 186H25V185H24ZM32 186H31V187H32ZM34 186H35V185H34ZM37 186L34 187V188L36 189ZM41 186H42V184H41ZM86 186H87V185H86ZM92 186H93V184H92ZM205 186H206V185H205ZM212 186H213V185H212ZM224 186H225V185H224ZM224 186H223V187H224ZM39 187H40V186H39ZM47 187H48V186H47ZM57 187H58V186H57ZM57 187H56V188H57ZM60 187H62V186H60ZM71 187H73V186H71ZM74 187H76V184L74 185ZM200 187H202V186H200ZM203 187H204V185H203ZM206 187H207V186H206ZM210 187H211V186H210ZM210 187H209V188H210ZM219 187H221V186H219ZM230 187H231V185H230ZM232 187H233V186H232ZM40 188H41V187H40ZM43 188L46 189V187H42V189H43ZM52 188H53V187H52ZM64 188H65V187H64ZM90 188H91V187H89V189H90ZM21 189H22V188H21ZM47 189H48V188H47ZM57 189H58V188H57ZM57 189H56V190H57ZM65 189H67V188H65ZM110 189H111V188H110ZM206 189H207V188H206ZM242 189H243V188H242ZM22 190H23V189H22ZM30 190H31V189H30ZM38 190H39V189H38ZM38 190H37V191H38ZM40 190H41V189H40ZM62 190H63V189H62ZM90 190H91V189H90ZM214 190H215V189H213V191H214ZM220 190H221V189H220ZM42 191H43V190H42ZM54 191H55V190H54ZM71 191H73V190H71V188H70V192H71ZM75 191H76V190H75ZM75 191H74V193H75ZM79 191H80V190H79ZM201 191H202V190H201ZM208 191H209V190H208ZM215 191H217V190H215ZM25 192H26V191H25ZM28 192H29V191H28ZM28 192H27V194H28ZM33 192H35L34 189H33ZM39 192H40V191H39ZM55 192H56V191H55ZM57 192H58V191H57ZM159 192H160V191H159ZM202 192H203V191H202ZM29 193H30V192H29ZM46 193H47V191H46ZM71 193H72V192H71ZM74 193H73V195H74ZM76 193H77V191H76ZM81 193H82V192H81ZM86 193H87V191H86ZM209 193H210V191H209ZM213 193H214V192H213ZM5 194H6V193L4 192V193H3V196H4ZM30 194H32V192H31ZM30 194H29V195H30ZM33 194H34V193H33ZM33 194H32V197H33ZM36 194H37V193H36ZM55 194H56V193H55ZM55 194H54V195H55ZM61 194H62V193H61ZM63 194H64V193H63ZM82 194H83V193H82ZM87 194H88V193H87ZM91 194H92V193H91ZM158 194H159V193H158ZM210 194H211V193H210ZM215 194H216V193H215ZM220 194H221V193H220ZM0 195H1V194H0ZM22 195H23V194H22ZM29 195H27V196H29ZM39 195H40V194H39ZM45 195H46V194H45ZM48 195H50V194H48ZM54 195H53V196H54ZM68 195H69V194H68ZM73 195H71V197H72ZM88 195H90V194H88ZM161 195H162V194H161ZM163 195H164V194H163ZM207 195H209V194H207ZM7 196H8V195H7ZM7 196H6V197H7ZM36 196H37V195H36ZM62 196H63V195H62ZM77 196H78V195H77ZM84 196H85V195H84ZM201 196H202V195H201ZM201 196H200V197H201ZM213 196H214V195H213ZM217 196H218V195H217ZM8 197H9V196H8ZM21 197H22V196H21ZM47 197H48V196H47ZM57 197H59V195H58ZM63 197H64V196H63ZM71 197H70V198H71ZM81 197H82V196H81ZM86 197H87V196H86ZM86 197H85V198H86ZM177 197L180 198L181 196H178V195H177ZM207 197H208V196H207ZM210 197H212V196L210 195ZM27 198H28V197H27ZM27 198H24V199H27ZM36 198H37V197H35L34 199L36 200ZM40 198H41V197H40ZM90 198H91V197H90ZM187 198H188V197H187ZM197 198H198V197H197ZM0 199H4V197H3V198H0ZM8 199H9V198H8ZM29 199H32V198H29ZM48 199H49V198H48ZM51 199H52V198H51ZM65 199H66V198H65ZM79 199H81V198H79ZM168 199H169V198H168ZM170 199H171V198H170ZM198 199H199V198H198ZM215 199H216V198H215ZM218 199H219V198H218ZM218 199H217V200H218ZM221 199H222V198H221ZM5 200H7V199H5ZM5 200H4V201H5ZM21 200H22V199H21ZM42 200H43V199H42ZM42 200H41V202H42ZM74 200H75V199H74ZM77 200H78V199H77ZM87 200H89V199H87ZM92 200H93V199H92ZM192 200H193V199H192ZM194 200H195V199H194ZM194 200H193V204H194ZM202 200H203V198H202ZM213 200H214V199H213ZM217 200H216V201H217ZM222 200H223V199H222ZM246 200H247V199H246ZM246 200H245V201H246ZM2 201H3V200H2ZM8 201H10V200H8ZM18 201H19V200H18ZM29 201H30V200H29ZM29 201H26V202H29ZM33 201H34V200H33ZM43 201H44V200H43ZM56 201H57V200H56ZM56 201H55V202H56ZM58 201H59V200H58ZM61 201H62V203H63V199H62ZM64 201H65V200H64ZM66 201H67V200H66ZM83 201H84V200H83ZM197 201H200V202H201V200H197ZM22 202H23V201H22ZM24 202H25V201H24ZM37 202H38V201H37ZM39 202H40V201H39ZM44 202H45V201H44ZM44 202H43V204H44ZM67 202H68V201H67ZM67 202H66V203H67ZM79 202H80V201H79ZM81 202H82V201H81ZM81 202H80V203H81ZM2 203H3V202H2ZM8 203H10V202H8ZM49 203H51V202H49ZM56 203H57V202H56ZM84 203H85V202H84ZM94 203H95V202H94ZM205 203H206V202H205ZM245 203H246V202H245ZM245 203H244V204H245ZM10 204H11V203H10ZM18 204H19V202H18ZM20 204H21V203H20ZM23 204H24V203H23ZM26 204H27V203H26ZM29 204H30V203H29ZM31 204H32V202H31ZM31 204H30V205H31ZM33 204H35V202H34ZM60 204H61V202H60ZM64 204H65V202H64ZM68 204L70 205L71 203H68ZM78 204H79V203H78ZM78 204H75V205H78ZM86 204H88V203H86ZM196 204H197V203H196ZM216 204H217V203H215V205H216ZM4 205H6V204H4ZM8 205H9V204H8ZM21 205H22V204H21ZM79 205H81V204H79ZM84 205H85V204H84ZM93 205H94V204H93ZM95 205L98 206L99 204H95ZM213 205H214V204H213ZM218 205H220V204H218ZM10 206H11V205H10ZM22 206H23V205H22ZM31 206H32V205H31ZM36 206H37V204H36ZM38 206H39V205H38ZM45 206H47V205H45ZM45 206L43 205V207H45ZM86 206H87V205H86ZM88 206H89V205H88ZM193 206H194V205H193ZM242 206H243V205H242ZM39 207H40V206H39ZM39 207H38V208H39ZM61 207H62V206H61ZM69 207H71V206H69ZM73 207H74V206H73ZM215 207H216V206H215ZM219 207H220V206H219ZM244 207L246 208V206H244ZM244 207H243V208H244ZM26 208H27V207H26ZM28 208H29V207H28ZM40 208H41V207H40ZM46 208H47V207H46ZM49 208H50V207H49ZM49 208H48V209H49ZM89 208H90V206H89ZM95 208H96V207H95ZM95 208H92L91 211H92L93 209H95ZM194 208H195V207H194ZM194 208H193V209H194ZM222 208H226V207H222ZM245 208H244V209H245ZM2 209H3V208H2ZM7 209H9V206H8ZM19 209H20V208H19ZM23 209H24V208H23ZM23 209H22V210H23ZM29 209H30V208H29ZM32 209H33V208H32ZM54 209H55V208H54ZM74 209H75V208H74ZM74 209H73V210H74ZM78 209H80V211H81V208H78ZM83 209H84V211H85V209H87V208L83 207ZM9 210H10V209H9ZM25 210H26V209H25ZM30 210H31V209H30ZM50 210H52V209H50ZM56 210H57V209H56ZM58 210H59V209H58ZM60 210H61V209H60ZM67 210H68V208H67ZM73 210H72V211H73ZM226 210L228 211V209H226ZM226 210L224 209L225 212H226ZM20 211H21V210H19V212H20ZM32 211H34V210H32ZM53 211H54V210H53ZM87 211H88V210H87ZM91 211H90V212H91ZM224 211H223V212H224ZM231 211H232V210H231ZM238 211H239V210H238ZM240 211L242 212L241 209H240ZM240 211H239V212H240ZM0 212H2V211H0ZM7 212H8V210H7ZM43 212H46V210L43 211ZM56 212H57V211H56ZM63 212H64V211H63ZM67 212H68V211H67ZM74 212H75V210H74ZM82 212H83V211H82ZM221 212H222V211H221ZM232 212H233V211H232ZM239 212H238V213H239ZM17 213H18V212H17ZM17 213H15V214H17ZM24 213H25V212H24ZM27 213H28V212H27ZM30 213H31V212H30ZM76 213H77V212H76ZM84 213H85V212H84ZM84 213H83V214H84ZM91 213H92V212H91ZM213 213H214V212H213ZM235 213H237V212H235ZM238 213H237V214H238ZM20 214H21V212H20ZM51 214H52V211H51ZM51 214H50V216H51ZM64 214H65V212H64ZM69 214H70V213H69ZM86 214H87V212H86ZM86 214H85V215H86ZM93 214H94V213H93ZM95 214H96V213H95ZM210 214H212V213H210ZM228 214H229V212H228ZM233 214H234V213H233ZM233 214H232V215H233ZM247 214H248V212H247ZM0 215H2V214H0ZM22 215H23V214H22ZM25 215H27V214H25ZM41 215H42V214H41ZM48 215H49V214H48ZM48 215H47V216H48ZM59 215H60V214H59ZM59 215H58V216H59ZM91 215H92V214H91ZM235 215H236V214H234V216H235ZM14 216H15V215H14ZM23 216H24V215H23ZM30 216H31V214H30ZM32 216H33V214H32ZM36 216H37V214L35 215V217H36ZM47 216H46V217H47ZM58 216H57V217H58ZM65 216H66V215H65ZM82 216H83V215H82ZM89 216H90V215H89ZM238 216H240V214L237 215V217H238ZM41 217H42V216H41ZM41 217H39V219H40ZM53 217L55 218L54 215H53ZM60 217H61V216H60ZM72 217H73V220H72L71 225H72V226H73V225H76V226H78V228H79V224H82V223H80L81 216H80L79 214H75V215L72 216ZM93 217L95 218V216H93ZM93 217H91V218L93 219ZM240 217H241V216H240ZM16 218H18V217L16 216ZM26 218H27V217H26ZM29 218H30V217H28V219H29ZM68 218H70V217L68 216ZM86 218H88V217H86ZM248 218H249V217H248ZM1 219H2V218H1ZM19 219H20V218H19ZM21 219H23V221H24V218H21ZM37 219H38V216H37ZM42 219H43V218H42ZM61 219H62V218H61ZM82 219H83V218H82ZM92 219H91V220H92ZM34 220H35V219H34ZM34 220H33V218L30 219L31 222L34 221ZM51 220H53V219H51ZM55 220H57V219H55ZM66 220H67V219H66ZM66 220H65V221H66ZM96 220H97V219H96ZM14 221H15V218H14ZM38 221H39V220H38ZM47 221H48V220H47ZM49 221H50V220H49ZM57 221H59V220H57ZM69 221L71 222V220H69ZM81 221H82V220H81ZM88 221H89V220H88ZM230 221H231V220H230ZM232 221H234V219H233ZM2 222H3V220H2ZM2 222H1V223H2ZM15 222H16V221H15ZM20 222L22 223V220H20ZM24 222H25V221H24ZM28 222H29V221H28ZM31 222H30V223H31ZM39 222H40V221H39ZM39 222H38V223H39ZM43 222H44V221H43ZM61 222H62V220H61ZM85 222H87V221H85ZM93 222H94V220L92 221V224H94ZM263 222H264V221H263ZM13 223H14V222H13ZM17 223H18V222H17ZM34 223H35V222H33L32 224H34ZM38 223H37V224H38ZM44 223H45V222H44ZM44 223H43V224H44ZM48 223L50 224V222H48ZM48 223H47V224H48ZM56 223H58V222H56ZM67 223H68V222H67ZM67 223H66V224H67ZM89 223H90V222H89ZM170 223H171V222H170ZM221 223H222V222H221ZM32 224H31V225H32ZM176 224H177V223H176ZM18 225H19V223H18ZM25 225H26V224H25ZM25 225H24V226H25ZM31 225H30V226H31ZM35 225H36V224H34V227H35ZM53 225H54V224H53ZM89 225H90V224H89ZM167 225H169V224H167ZM167 225H166V226H167ZM192 225H193V224H192ZM227 225H228V224H227ZM1 226H2V225H1ZM20 226H21V224H20ZM22 226H23V225H22ZM37 226H38V225H37ZM42 226H43V225H42ZM46 226H47V225H46ZM50 226H51V225H50ZM54 226H55V225H54ZM54 226H53V228H55ZM58 226L60 227V224H59ZM58 226H57V227H58ZM80 226H81V225H80ZM82 226H84V225H82ZM96 226H97V224H96ZM101 226H102V225H101ZM164 226H165V225H164ZM195 226H198V225H195ZM200 226H201V225H200ZM244 226H245V225H244ZM14 227H15V226H14ZM16 227H17V226H16ZM26 227H27V226H26ZM39 227H40V226H39ZM43 227H44V226H43ZM61 227H62V226H61ZM94 227H95V226H94ZM168 227H169V226H168ZM191 227H192V226H191ZM217 227H218V225H217ZM219 227H220V226H219ZM237 227H238V226H237ZM17 228L19 229L20 227H17ZM23 228H24V227H23ZM69 228H70V227H68V229H69ZM73 228H74V227H72V229H73ZM78 228H77V231H78ZM90 228H93V227H90ZM104 228L107 229V227H104ZM186 228H187V227H186ZM192 228H193V227H192ZM234 228H236V227H234ZM10 229H11V228H10ZM25 229H26V228H25ZM31 229H32V228H31ZM39 229H40V228H39ZM39 229H38V230H39ZM41 229H42V228H41ZM41 229H40V230H41ZM45 229H46V228H45ZM49 229H50V228H49ZM59 229H60V228H59ZM61 229H62V228H61ZM63 229H64V226H63ZM72 229H71V230H72ZM79 229H81V228H79ZM82 229H83V228H82ZM86 229H87V228H86ZM96 229H97V227H96ZM102 229H103V228H102ZM123 229H124V228H123ZM123 229H122V230H123ZM171 229L174 230L173 227H171ZM176 229H177V228H176ZM197 229H198V228H197ZM200 229H201V228H200ZM213 229H214V228H213ZM232 229H233V228H232ZM8 230H9V229H7V231H8ZM13 230H14V229H13ZM32 230H34V228H33ZM40 230H39V233H40ZM42 230H43V229H42ZM53 230H54V229H53ZM55 230H56V229H55ZM84 230H85V228H84ZM118 230H119V229H118ZM118 230H117V232H118ZM124 230H126V229H124ZM227 230H228V229H227ZM11 231H12V229H11ZM17 231H18V230H17ZM30 231H31V230H30ZM48 231H49V230H48ZM57 231H58V230H57ZM62 231H63V230H62ZM94 231H95V230H94ZM128 231H129V230H128ZM175 231H176V230H175ZM198 231H199V230H198ZM207 231H208V230H207ZM245 231H246V230H245ZM12 232H14V231H12ZM25 232H27V230H26ZM53 232H54V231H53ZM55 232H56V231H55ZM66 232H67V231H66ZM72 232H73V231H72ZM92 232H93V231H92ZM102 232H104V231H102ZM179 232H180V230H179ZM199 232H203V231H199ZM209 232H210V231H209ZM23 233H24V232H23ZM32 233H33V232H31V234H32ZM35 233H36V232H35ZM35 233H34V234H35ZM37 233H38V231H37ZM76 233H77V232H76ZM90 233H91V232H90ZM118 233H119V232H118ZM118 233H117V235H118ZM121 233H123V232H121ZM124 233H125V232H124ZM126 233H127V232H126ZM184 233H185V232H184ZM221 233H222V232H221ZM8 234H9V233H8ZM28 234H29V233H28ZM31 234H29V235L31 236ZM41 234H43V233H41ZM58 234H59V233H58ZM60 234H61V233H60ZM69 234L71 235L70 232H69ZM72 234H73V233H72ZM80 234H81V233H80ZM87 234H89V233H87ZM95 234H96V233H95ZM104 234H105V233H104ZM111 234H112V233H111ZM127 234H128V233H127ZM129 234H130V233H129ZM194 234H195V233H194ZM201 234H202V233H201ZM204 234H205V233H203V235H204ZM218 234H220V233H218ZM12 235H13V233H12ZM22 235L24 236L23 238H25L26 233H25V235H24V234H22ZM43 235H44V234H43ZM53 235H54V234H53ZM61 235H62V234H61ZM77 235H79V234H77ZM82 235H83V234H82ZM102 235H103V234H102ZM113 235H114V233H113ZM117 235H116V236H117ZM180 235H183V233L180 234ZM180 235H179V236H180ZM206 235H207V233L205 234V236H206ZM209 235H210V234H209ZM211 235H212V234H211ZM214 235H215V234H214ZM229 235H230V234H229ZM17 236H20V235H17ZM17 236H16V237H17ZM49 236H50V235H49ZM62 236H63V235H62ZM73 236H76V235L73 234ZM73 236H71V237H73ZM88 236H89V235H88ZM108 236H109V235H108ZM121 236H122V235H121ZM129 236H130V235H129ZM131 236H132V235H131ZM199 236H201V235H199ZM207 236H208V235H207ZM219 236H220V235H219ZM223 236H224V235H223ZM13 237H14V236H13ZM16 237H15V238H16ZM36 237H37V236H36ZM38 237H39V236H38ZM54 237H55V240H56V236H54ZM65 237H66V236H65ZM68 237H69V236H68ZM71 237H69V239H70ZM82 237H83V236H82ZM82 237H81V238H82ZM89 237H90V236H89ZM111 237H112V236H111ZM189 237H190V236H189ZM196 237H197V236H196ZM209 237H210V236H208V238H209ZM211 237H212V236H211ZM214 237H215V236H214ZM228 237H229V236H228ZM228 237H227V238H228ZM8 238H9V237H8ZM29 238H30V237H28V239H29ZM42 238H44V237H42ZM48 238H49V237H47V239H48ZM52 238H53V236H52ZM52 238H51V239H52ZM57 238H58V236H57ZM74 238H75V237H74ZM77 238H78V237H77ZM79 238H80V237H79ZM90 238H91V237H90ZM96 238H97V237H96ZM100 238H101V236H100ZM121 238H122V237H121ZM125 238H126V237H125ZM129 238H130V237H129ZM190 238H191V237H190ZM229 238H230V237H229ZM10 239L12 240V237H11ZM18 239H19V238H18ZM21 239H22V238H21V236H20V240H21ZM40 239H41V238H40ZM40 239H39V240H40ZM44 239H45V238H44ZM53 239H54V238H53ZM61 239H62V238H61ZM84 239H85V238H84ZM118 239H119V238H118ZM200 239H201V238H200ZM202 239H203V238H202ZM206 239H207V238H206ZM206 239H205V240H206ZM13 240H14V239H13ZM55 240H53V241H55ZM57 240H58V239H57ZM57 240H56V241H57ZM62 240H63V239H62ZM76 240H77V239H76ZM76 240H74V241H76ZM85 240L87 241V239H85ZM105 240H107V239L105 238ZM108 240H109V239H108ZM205 240H204V241H205ZM229 240H230V239H229ZM44 241H45V240H44ZM56 241H55V243H56ZM59 241H60V240H59ZM59 241H58V242H59ZM64 241H65V238H64ZM69 241H70V240H69ZM74 241H73V242H74ZM83 241H84V240H83ZM88 241H89V240H88ZM90 241H91V240H90ZM93 241L95 242V239H94ZM96 241H97V240H96ZM101 241H102V240H101ZM113 241H115V240H113ZM120 241H121V240H120ZM128 241H130V240L128 239ZM187 241H188V240H187ZM189 241H190V240H189ZM193 241H194V240H193ZM193 241H191V242H193ZM201 241H202V240H201ZM211 241H212V240H211ZM214 241H216V240H214ZM11 242H12V241H11ZM25 242H26V241H25ZM25 242H24V245H25ZM45 242H46V241H45ZM51 242H52V240H50V243H51ZM58 242H57V243H58ZM70 242H72V241H70ZM73 242H72V243H73ZM94 242H93V246H95V245H94ZM105 242H106V241H105ZM105 242H104V244H105ZM182 242H183V241H182ZM196 242H197V240H196ZM205 242H206V241H205ZM208 242H209V240H208ZM217 242H218V241H217ZM26 243H28V242H26ZM41 243H42V242H41ZM55 243H54V244H55ZM79 243H80V242H79ZM81 243H82V242H81ZM85 243H86V242H85ZM85 243H83V244H85ZM100 243H101V242H99V244H100ZM118 243H119V242H118ZM194 243H195V242H194ZM214 243H216V242H214ZM228 243H229V242H228ZM228 243H227V244H228ZM42 244H43V243H42ZM42 244H41V245H42ZM48 244H49V243H48ZM61 244H62V243H61ZM61 244H60V242H59V244H58L59 247H60ZM66 244H67V243H66ZM75 244H76V243H75ZM90 244H92V243H90ZM120 244H121V242H120ZM125 244H126V243H125ZM132 244H133V242H132ZM182 244H183V243H182ZM185 244H186V243H185ZM191 244H192V243H191ZM209 244H211V243H209ZM209 244H208V245H209ZM216 244H217V243H216ZM45 245H46V244H45ZM56 245H57V244H56ZM58 245L56 246V248L58 247ZM62 245H63V244H62ZM69 245H70V244H69ZM69 245H68V246H69ZM111 245H112V244H111ZM128 245H129V244H128ZM128 245H127V246H128ZM186 245H187V244H186ZM194 245H195V244H194ZM203 245H204V244H203ZM206 245H207V243H206ZM214 245H215V244H214ZM219 245H220V244H219ZM219 245H218V246H219ZM52 246H54V245L52 244ZM76 246H77V249H76V250L78 251V248H79V247H78L77 244H76ZM87 246H88V245H86V247H87ZM102 246H103V245H102ZM190 246H191V245H190ZM196 246H197V245H196ZM196 246H195V247H196ZM212 246H213V245H212ZM222 246H224V245H222ZM18 247H19V245H18ZM38 247H40V246H38ZM38 247H37V248H38ZM43 247H44V246H43ZM49 247H51V246H49ZM61 247H62L61 249H63V246H61ZM64 247H65V246H64ZM66 247H67V246H66ZM66 247H65V250H66ZM81 247H82V245H81ZM95 247H96V246H95ZM95 247H94V248H95ZM106 247H107V246H106ZM130 247H131V246H130ZM134 247H135V246H134ZM134 247H133V248H134ZM179 247H180V246H179ZM183 247L185 248L186 246H183ZM187 247H188V246H187ZM199 247H200V246H199ZM224 247H225V246H224ZM14 248H15V247H14ZM52 248H54V247H52ZM75 248H76V247H75ZM82 248H83V247H82ZM84 248H85V245H84ZM104 248H105V246H104ZM107 248H109V247H107ZM122 248H123V247H122ZM145 248H146V247H145ZM191 248H193V246H192ZM200 248H201V247H200ZM215 248H217V247H215ZM21 249H22V248H19V250H21ZM25 249H26V248H25ZM30 249H32V248H30ZM30 249H29V250H30ZM42 249H43V251H44V248H42ZM42 249H41V250H42ZM57 249H58V248H57ZM61 249H60V250H61ZM89 249H90V248H89ZM97 249H98V248H97ZM105 249H106V248H105ZM112 249H113V248H112ZM117 249H118V247H117ZM129 249H130V248H129ZM179 249H180V248H179ZM185 249H186V248H185ZM189 249H190V247H189ZM197 249L199 250V252H197V253H200V249H199V248H197ZM217 249H219V248H217ZM217 249H216V250H217ZM23 250H24V249H23ZM70 250H71V249H70ZM81 250H83V249H81ZM102 250H103V249H102ZM130 250H131V249H130ZM144 250H145V249H144ZM180 250H182V249H180ZM194 250H195V248H194ZM203 250H204V249H203ZM207 250H208V249H207ZM219 250H220V249H219ZM21 251H22V250H21ZM24 251H25V250H24ZM38 251H39V250H38ZM49 251H50V250H49ZM54 251H55V250H54ZM54 251L52 250V253H53ZM68 251H69V250H68ZM74 251H75V250H74ZM83 251H84V250H83ZM91 251H92V250H91ZM96 251H97V250H96ZM109 251H110V250H109ZM111 251H112V250H111ZM115 251H116V250H115ZM117 251H118V250H117ZM117 251H116V252H117ZM125 251H126V249H125ZM131 251H132V250H131ZM178 251H179V250H178ZM182 251H184V250H182ZM186 251H188V250H185V252H186ZM196 251H197V250H196ZM229 251H230V250H229ZM19 252H20V251H19ZM34 252H35V251H34ZM44 252H45V251H44ZM57 252H58V251H57ZM66 252H67V251H66ZM78 252H79V251H78ZM86 252H88V251H86ZM103 252H104V251H103ZM105 252H106V250H105ZM105 252H104V253H105ZM129 252H130V251H129ZM134 252H135V251H134ZM174 252H175V251H174ZM201 252H202V251H201ZM206 252H207V251H206ZM209 252H212V251H209ZM223 252H224V251H223ZM17 253H18V252H17ZM45 253H46V252H45ZM45 253H44V254H45ZM49 253H50V252H49ZM61 253H62V252H61ZM71 253H72V252H71ZM80 253H81V252H79V254H80ZM92 253H93V252H92ZM96 253H97V252H96ZM104 253H103V254H104ZM108 253H109V252H108ZM124 253H125V252H124ZM148 253H149V251H148ZM186 253H187V252H186ZM193 253L196 254L195 252H193ZM224 253H225V252H224ZM21 254H22V253H21ZM24 254L26 255L25 252H24ZM30 254H31V250H30ZM39 254H41V252H40ZM53 254H54V253H53ZM53 254H52V255H53ZM68 254H69V253H68ZM76 254H77V252H76ZM85 254H86V253H85ZM103 254H101V255H103ZM113 254H114V253H113ZM113 254H112V255H113ZM125 254H126V253H125ZM125 254H124V255H125ZM174 254H175V253H174ZM201 254H202V253H201ZM204 254H205V252H204ZM207 254H208V252H207L205 255H207ZM19 255H20V254H19ZM25 255H24V256H25ZM28 255H29V254H28ZM28 255H26V257H27ZM42 255H43V254H42ZM47 255H48V254H47ZM54 255H55L54 257H56V254H54ZM60 255H61V254H60ZM69 255H70V254H69ZM82 255H83V253L81 254V256H82ZM90 255H91V254H90ZM93 255H94V253H93ZM97 255H99V254H97ZM122 255H123V254H122ZM129 255H131V254H129ZM129 255H128V256H129ZM141 255H142V254H141ZM168 255H169V254H168ZM179 255H180V254H179ZM258 255H259V254H255V256H258ZM29 256H30V255H29ZM45 256H46V254H45ZM45 256H44V257H45ZM48 256H51V255H48ZM48 256H46V257L48 258ZM74 256H75V255H74ZM76 256H77V255H76ZM78 256H79V255H78ZM78 256H77V257H78ZM86 256H87V255H86ZM91 256H92V255H91ZM91 256H90V257H91ZM99 256H100V255H99ZM107 256H108V255H107ZM110 256H111V254H110ZM186 256H187V255H186ZM198 256H200V254L197 255V257H198ZM260 256H261V255H260ZM31 257H32V256H31ZM41 257H42V256H41ZM60 257H61V256H60ZM68 257H69V256H68ZM101 257H102V256H101ZM101 257H99V258H101ZM105 257H106V256H105ZM130 257H131V256H130ZM141 257H142V256H141ZM183 257H184V256H183ZM203 257H204V256H203ZM211 257H212V256H211ZM20 258H21V257H20ZM22 258H25V257H22ZM27 258H28V257H27ZM79 258H80V257H79ZM83 258H84V257H83ZM94 258H95V257H94ZM99 258H98V259H99ZM187 258H188V257H187ZM195 258H196V257H195ZM206 258H209V256L206 257ZM228 258H231V257L228 256ZM256 258H257V257H256ZM256 258L254 257V259H256ZM25 259H26V258H25ZM25 259H24V260H25ZM37 259H38V258H37ZM61 259H62V257H61ZM88 259H89V258L87 257V260H88ZM105 259H106V258H104L103 261H104ZM119 259H120V258H119ZM188 259H189V258H188ZM209 259H210V258H209ZM252 259H253V258H252ZM260 259H261V257H260ZM22 260H23V259H22ZM27 260H28V259H27ZM39 260H40V259H39ZM58 260H59V259H58ZM58 260H57V261H58ZM64 260H65V259H64ZM74 260H75V259H74ZM82 260H83V259H82ZM84 260H85V259H84ZM89 260H90V259H89ZM91 260H92V258H91ZM94 260H95V259H94ZM96 260H97V257H96ZM99 260H101V259H99ZM99 260H97V261H99ZM183 260H184V259H183ZM191 260H192V259H191ZM195 260H196V259H195ZM202 260H204V258H203ZM230 260H231V259H230ZM257 260H259V259H257ZM262 260H263V259H262ZM25 261H26V260H25ZM72 261H73V260H72ZM101 261H102V260H101ZM177 261H178V260H177ZM179 261H180V260H179ZM200 261H201V260H200ZM226 261H228V260H225V261H223V262H226ZM238 261H239V260H238ZM260 261H261V260H260ZM74 262H76V261H74ZM77 262H78V261H77ZM82 262H84V261H82ZM93 262H94V261H93ZM223 262H222V264H223ZM228 262H229V261H228ZM86 263H87V261H86ZM90 263H91V262H90ZM97 263H98V262H97ZM110 263H111V262H110ZM201 263H202V261H201ZM226 263H227V262H226ZM235 263H236V262H235ZM259 263H260V262H259ZM72 264H73V263H72ZM81 264H82V263H81ZM99 264H100V262H99ZM101 264H102V263H101ZM129 264H130V263H129ZM232 264H233V263H232ZM236 264H237V263H236ZM263 264H264V263H263Z\"/></svg>",
	"mask_w": 264,
	"mask_h": 264
}]
</instances>
